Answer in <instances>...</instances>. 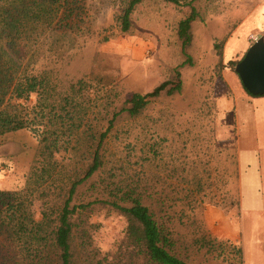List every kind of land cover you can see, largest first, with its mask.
I'll list each match as a JSON object with an SVG mask.
<instances>
[{"label":"rangeland","instance_id":"374dc122","mask_svg":"<svg viewBox=\"0 0 264 264\" xmlns=\"http://www.w3.org/2000/svg\"><path fill=\"white\" fill-rule=\"evenodd\" d=\"M191 1H143L133 10L127 32L119 19L127 0H86L87 16L77 33L49 26L45 19L25 21L20 34L0 26V77L15 84L23 76L45 75L58 106L72 95V83L90 78L87 96H73L96 99L89 111L95 128L103 131L133 93L176 79V68L185 60L178 23L194 6L199 17L187 50L193 64L179 68L182 91L162 93L137 117L121 115L104 142L102 174L79 186L74 201L94 199L100 178L117 173L125 190L136 187L143 202L169 224L174 252L188 263L239 264L228 246L221 256L195 246V239L210 232L241 246L244 264H264V103H258L256 115L246 108L247 121H241L235 109L224 107L233 94L222 75L225 63L243 57L249 35L264 26V0ZM37 2L0 0V14L4 6L35 8ZM99 78L103 83L97 84ZM37 98L32 94L20 102L30 107ZM75 142L68 152L49 158L42 156L40 138L30 129L0 136V190L19 193L35 220L45 210L55 218L70 182L90 162L85 140ZM118 159L122 166L116 167ZM87 218L97 227L90 229L94 245L112 253L125 234L126 219L106 205H94Z\"/></svg>","mask_w":264,"mask_h":264},{"label":"trees","instance_id":"16d2710c","mask_svg":"<svg viewBox=\"0 0 264 264\" xmlns=\"http://www.w3.org/2000/svg\"><path fill=\"white\" fill-rule=\"evenodd\" d=\"M37 1L35 8L2 7L0 26L8 27L10 33L18 30L20 34L19 28L27 20L45 19L49 26L55 25L73 33L82 31L87 16L86 0ZM143 1L146 0H127L119 16L122 31L130 30L131 14ZM163 1L182 4L181 0ZM198 17L197 9L191 6L190 13L178 23L177 34L185 60L176 68V79L164 81L145 94L133 93L119 110L113 111L103 131L95 128L91 119L94 116L89 111L96 99L88 100L90 96L85 99L86 92L93 87L90 78L72 83V95H66L62 105L58 106L49 96L52 84L47 76L27 75L15 84L6 83L0 77V136L30 129L40 138L42 156L49 158H55L61 151L68 152L73 141L78 145L84 139L87 154L90 155L83 175L70 182L55 218L52 212L45 210L41 212V218L35 220L19 193L0 190V264H21L25 261L27 264H190L174 252L175 239L169 224L143 202L136 187L125 190L120 179L117 180V173L100 178L101 190L94 199L80 203H75L74 199L79 186L96 174H102L104 142L121 115L127 113L130 117H137L162 93L172 96L182 91L179 68L193 64L187 50L193 40L192 24ZM219 46L217 44L215 48ZM237 62L229 61L226 65L235 70ZM103 81L99 78L97 84ZM8 92L10 98L6 100ZM76 92L85 97L79 101L78 95L77 98L73 96ZM32 94L38 96L34 105L29 107L20 102ZM72 147L76 149V146ZM122 160L114 163L116 167L122 166L119 165ZM45 172L49 173V168ZM94 205H106L126 219L125 234L112 253L101 252L94 245L90 229L97 227L86 219ZM194 244L200 249L207 248L208 253L216 256H221L225 252L224 247L228 246L239 264H244L242 247L230 240H219L208 232L195 239Z\"/></svg>","mask_w":264,"mask_h":264},{"label":"water","instance_id":"95a60500","mask_svg":"<svg viewBox=\"0 0 264 264\" xmlns=\"http://www.w3.org/2000/svg\"><path fill=\"white\" fill-rule=\"evenodd\" d=\"M244 88L255 96L264 95V42L251 44L235 65Z\"/></svg>","mask_w":264,"mask_h":264},{"label":"crops","instance_id":"0c3cea01","mask_svg":"<svg viewBox=\"0 0 264 264\" xmlns=\"http://www.w3.org/2000/svg\"><path fill=\"white\" fill-rule=\"evenodd\" d=\"M263 27L261 29H263ZM261 29H257V30H255L253 32L259 31ZM249 43H250V41H249ZM250 45H251V43L249 44V46ZM249 46H247L246 49H248ZM225 64H227V63H225ZM225 68H226V70L222 71L223 79H224L225 83H227L229 85V87H230L229 91L232 92L233 96H232V99L230 101H226L224 103V107H225L226 110L235 109L237 114L239 115L241 121L245 122V121H247L246 110L245 109L246 108L247 109H251V111H254L255 115L258 114L259 111H257V110L260 109V105L262 106L263 105L262 103H264L263 102L264 95L263 96H258V97L250 96L246 92V90H245V88H244V86H243V84H242V82L240 80V77L236 73V71L235 70L233 71L227 65H226ZM234 104H236V107H235ZM248 105H250V106H248ZM246 155H245L246 156L245 160L248 161L251 157L248 154H246ZM251 156H252V154H251ZM254 169H255V167L251 168V170H253V171H254ZM217 234L220 235L219 233H217ZM244 256H245V254H244Z\"/></svg>","mask_w":264,"mask_h":264},{"label":"built area","instance_id":"2783aa9c","mask_svg":"<svg viewBox=\"0 0 264 264\" xmlns=\"http://www.w3.org/2000/svg\"><path fill=\"white\" fill-rule=\"evenodd\" d=\"M260 39H262L264 42V27L263 29L253 32L249 35V41L251 44L259 41Z\"/></svg>","mask_w":264,"mask_h":264}]
</instances>
